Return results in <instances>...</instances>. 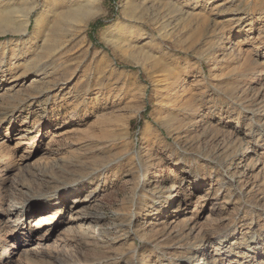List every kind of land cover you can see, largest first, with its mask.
<instances>
[{
	"label": "rangeland",
	"instance_id": "1",
	"mask_svg": "<svg viewBox=\"0 0 264 264\" xmlns=\"http://www.w3.org/2000/svg\"><path fill=\"white\" fill-rule=\"evenodd\" d=\"M191 1L0 0V264H264V0Z\"/></svg>",
	"mask_w": 264,
	"mask_h": 264
},
{
	"label": "bare ground",
	"instance_id": "2",
	"mask_svg": "<svg viewBox=\"0 0 264 264\" xmlns=\"http://www.w3.org/2000/svg\"><path fill=\"white\" fill-rule=\"evenodd\" d=\"M189 1H191V0H189ZM200 1L201 0H192L191 2H193L194 5H198L200 3ZM231 3H232V0H223L221 2L216 3L214 9H217V10L225 9V11H226L227 7H229L231 5ZM225 11L221 10V12H224V13H225ZM120 27H121L122 31H120V33H118L116 35H113V42H112L113 45L116 47H120V46H127V47L132 46L133 47V46H136L135 45L136 43L133 41H134L135 37L139 34L138 30L135 29L134 27H131L130 25H126L125 23H122V26H120ZM149 39H151V38H149ZM146 43L147 42H144V43H142V45L138 46V53H140V57L143 61L145 60V61L151 62L154 59L153 58L154 56L152 55L150 49L146 47V45H145ZM153 61H155V60H153ZM50 92H51V89L48 88L45 91H42L40 93V96H46L47 95L46 97H48ZM69 190H71V186H68L67 191H69ZM162 207L164 208L165 205H163ZM165 208L167 209V206ZM55 218H56L55 213H52V212L46 213L40 217H37L34 220H31V223L29 224L28 228L30 230H31V228H32V230L33 229L51 228L54 224L57 223L58 218H56V221L53 222ZM92 220L93 221L99 220V216L93 217ZM263 241H264V239H263ZM225 243H228L227 240L222 238V239H218V241L217 240H215V241L209 240L204 245L200 244L199 248L195 251L197 253L194 254L193 261L191 264H203L202 261H204L205 259H206L207 264H211V261H209V259L215 255L217 256V254H218V256L222 255V256L226 257V255L229 253L227 251L223 250L224 248H226ZM252 243H253V241H248V244L245 246V248H246L245 256H248L247 254L250 252H252L251 253L252 255H256L257 253L259 254V253H261V251L263 252V249L261 247H256L257 244L260 245L261 243H259V242L257 244H252ZM209 250H211L212 252H209ZM262 262H261V264H262ZM232 263H234V262L231 261V264ZM256 264H260V262H257Z\"/></svg>",
	"mask_w": 264,
	"mask_h": 264
}]
</instances>
